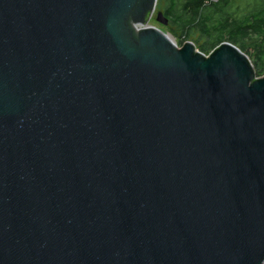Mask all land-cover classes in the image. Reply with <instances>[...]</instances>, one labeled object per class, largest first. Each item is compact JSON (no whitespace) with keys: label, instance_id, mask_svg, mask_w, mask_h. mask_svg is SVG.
Masks as SVG:
<instances>
[{"label":"water","instance_id":"95a60500","mask_svg":"<svg viewBox=\"0 0 264 264\" xmlns=\"http://www.w3.org/2000/svg\"><path fill=\"white\" fill-rule=\"evenodd\" d=\"M157 1L0 0V264H264V75Z\"/></svg>","mask_w":264,"mask_h":264},{"label":"trees","instance_id":"16d2710c","mask_svg":"<svg viewBox=\"0 0 264 264\" xmlns=\"http://www.w3.org/2000/svg\"><path fill=\"white\" fill-rule=\"evenodd\" d=\"M157 2L179 47L192 40L198 50L209 54L228 41L253 57L256 76L264 75V0Z\"/></svg>","mask_w":264,"mask_h":264},{"label":"rangeland","instance_id":"374dc122","mask_svg":"<svg viewBox=\"0 0 264 264\" xmlns=\"http://www.w3.org/2000/svg\"><path fill=\"white\" fill-rule=\"evenodd\" d=\"M158 11H162V8H158L157 7V9H156V12L154 13V14H152L153 16L151 17V19L149 20V24L150 25H152V26H155L156 28H159V29H161L162 31H164L165 33H167V34H171L170 33V28H167L168 27V24L167 25H164V24H162V23H160V22H158L157 21V19H156V17H157V15H155ZM175 42H177V40H176V38H175V40H174ZM190 41H192V40H190ZM186 42V41H185ZM184 42V43H185ZM182 46V45H181ZM180 46V47H181ZM179 47V46H178ZM200 51V50H199ZM248 51H252V48H250ZM208 55V54H207ZM248 56V55H247ZM249 57V56H248ZM249 59H250V61H251V63L253 64V57L252 56H250L249 57ZM253 66H254V64H253ZM254 69H255V66H254ZM257 77H263V75H258Z\"/></svg>","mask_w":264,"mask_h":264},{"label":"bare ground","instance_id":"6f19581e","mask_svg":"<svg viewBox=\"0 0 264 264\" xmlns=\"http://www.w3.org/2000/svg\"><path fill=\"white\" fill-rule=\"evenodd\" d=\"M156 8H157V7H156ZM169 37L171 38L172 41L175 39V38L173 39L171 36H169ZM176 44H177V43H176ZM179 48H180V47H179Z\"/></svg>","mask_w":264,"mask_h":264}]
</instances>
